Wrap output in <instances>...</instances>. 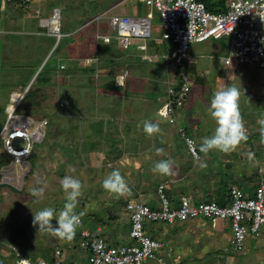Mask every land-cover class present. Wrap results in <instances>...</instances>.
Masks as SVG:
<instances>
[{"label": "rangeland", "instance_id": "rangeland-1", "mask_svg": "<svg viewBox=\"0 0 264 264\" xmlns=\"http://www.w3.org/2000/svg\"><path fill=\"white\" fill-rule=\"evenodd\" d=\"M55 8L60 9L61 12L62 33H71L68 37L63 36L59 41L55 37L49 38L39 34L47 31V28L41 27L39 16L43 19L48 18ZM36 12L39 14L34 15ZM150 12L154 15L151 20L152 36L146 42L151 49L150 53L154 57V62L146 59L143 61L139 55L127 60L128 55L137 54V45L144 40L133 41L128 50L119 46L117 42L108 45L98 42V47L91 44L97 33L116 36V31L111 26V17L115 15L147 17ZM103 14L100 20L95 21L97 16ZM93 19L94 21L90 24L89 22ZM160 25L159 14L140 0H32L28 4L16 1L6 5L5 10L0 11V131L11 104L9 98L12 91L15 89L21 92L47 56L51 57V64L61 60L58 55L67 43L74 41L82 43L80 54L84 56L86 65L90 66V56L95 51L91 49L93 46L99 49L100 56L108 55L111 61L122 58V62H116L117 66L118 64L122 66L121 73L131 66L133 77L139 79L129 80L130 86L134 87L132 90H126L118 86L116 82L114 85L111 83L109 87V79H103L102 76L91 79L87 70L79 68L83 69V76L80 74L81 77L75 78L76 84L73 79L72 85L66 90L62 91L59 84L54 91L39 94L34 99L30 97L24 100L21 112L25 115H33L36 121L47 119L49 126L45 129L46 137L43 143L36 145L37 159L33 162L32 171L25 176L23 184H17L14 181L10 184L2 183L0 174V258L7 263L16 264L18 259L12 247H17L31 261L39 259L49 261L50 251L53 252L59 245L62 252L65 251L63 247L68 248L69 245L71 250L73 249L75 238L72 241H61L48 234L38 233V226L33 227L32 224L33 213L38 210L51 207L59 212L62 209L66 201L59 181L65 175L72 174L68 172L69 165L76 168V172L72 175L80 179L83 185L76 211L85 213L81 218L83 228L89 230L96 227L99 216L105 218L109 215L110 208H113L121 218L119 225L126 222L127 212H121L119 205H115L113 201L102 202L107 201L104 192L109 194L104 188L102 189V182L107 173L112 171V167H109L110 163L119 169L121 166V170H124V178L132 180V184L139 182L141 173L139 175L132 173L138 178H131L127 172L131 169L135 170L138 161L136 156L141 154L142 150L150 152L148 147L151 144L172 150L174 153L175 158L171 160L175 161L173 170L176 174L170 177L158 176L170 184L172 180L175 181L176 189L172 193L173 196L178 195L179 190H189L190 185L196 186L191 190L193 193L200 187L218 186V181L220 190H225V186L228 187L231 184L252 190L255 184L264 178V145L260 143L258 131L260 127L258 121L264 119L262 105L264 103L262 96L264 95V69L235 63L231 67L236 72L230 75L226 73L228 66H225L223 60L230 53L232 38L229 36L219 40L194 42L190 45L188 55L190 59L198 63L197 73L201 74V80L205 85L208 83L210 87L208 86V91L204 92V88L193 81L196 76H200L192 72L190 97L185 108L178 111V117H182L181 114H183L182 122L185 120V124L190 127V122L193 123L191 120L200 116L203 121L202 126L198 127V129L201 128V133L197 134V138L212 135L215 123L209 116L210 101L223 81L225 84L241 89L240 111L248 133L247 141L237 146L235 151L229 153L211 151L206 158L207 167L201 169L197 166L195 158L191 156L179 132V120L178 123L170 124L157 113L162 106L163 97L167 94L168 86L175 85L177 81V69L173 62L168 66L170 69L165 62L164 56L169 54L170 44L162 39ZM60 41L61 44H59ZM56 42L58 43L53 53L49 54ZM64 57V62L69 64V56ZM168 70L171 73L170 76H168ZM228 75L232 77L229 79ZM108 78H110L109 75ZM216 78L219 79V84H216ZM34 82L35 79L32 85L36 87L37 83ZM123 83L125 85V81ZM137 106L139 108L134 113ZM143 120L158 123L163 135L157 134L150 137L145 134L142 127L137 128ZM94 140L97 141L99 148L105 151L113 147L112 153H115V157L110 163L104 151L96 157L88 154L90 144ZM162 140L163 143H161ZM13 143L16 147L24 145L22 139H15ZM200 143L198 140V148ZM123 148L132 150L130 155H123L125 153ZM248 153H254L251 162L248 159ZM4 155L2 140H0V163L1 160L6 159ZM120 155L126 156L122 159L126 165L125 168L120 158L116 159ZM200 156L204 158L202 153ZM151 162L153 165L154 161ZM148 163L146 160L143 161L145 166H148ZM257 170L260 172L259 178L253 175ZM245 177H250L251 180H244ZM38 178L43 179L47 184L43 198L39 199L30 195L32 187L42 186L37 184ZM179 181L183 182L178 184ZM158 182H160L158 178H154L153 185L149 188L155 200L153 207H157L159 202L156 189ZM99 186L101 189L98 188ZM205 192L201 190L199 197L194 201H204L203 199L209 197L207 195L209 192L207 194ZM131 193L130 196L117 197L114 194L112 196L119 200L131 198L140 201V198L133 197L135 192L131 191ZM52 223L56 226L55 220ZM191 223L195 222L191 221ZM182 225L184 223L158 222L154 224V233L151 234L156 239L164 240L169 246H173V255L181 257L179 264H264V233L261 239H259L260 236H251L245 251L233 254L226 250L231 237V228L227 223L220 221L213 225L208 221H198L194 224V229L186 231L189 232L187 236L181 233L182 229L179 227ZM80 230L81 228L78 227V232ZM124 230H127V227H124ZM262 232H264V226L260 234ZM201 233H204V236L200 237ZM256 239L259 240L255 241ZM120 243L135 244L136 241L130 238L128 230L123 238L121 237ZM67 253H63L64 264H80L88 255L79 246L77 250ZM170 257L165 255L159 262L149 261L144 264H175V260L171 259V261Z\"/></svg>", "mask_w": 264, "mask_h": 264}, {"label": "built area", "instance_id": "built-area-1", "mask_svg": "<svg viewBox=\"0 0 264 264\" xmlns=\"http://www.w3.org/2000/svg\"><path fill=\"white\" fill-rule=\"evenodd\" d=\"M19 1L28 4L32 0H0V11L6 5ZM151 10H155L161 19L162 39L175 45L172 51L164 56L166 61L181 69L189 60L190 45L225 36L232 38L229 55L223 60L231 66L235 63L249 64L264 69V0H227L223 9H208L203 0H140ZM115 15L110 18L116 36L96 34L97 41L104 44L117 42L124 49H130L133 41L144 40L137 45L138 50L147 51L146 42L152 36V18ZM100 15L96 20H100ZM47 33L58 41L62 38L61 12L55 8L51 16L41 20ZM231 57V62L230 58ZM152 56L144 58L152 61ZM94 59H90L91 64ZM64 69V66H61ZM191 92L190 77L182 71L175 85L167 88V98L158 110V115L170 123H177V112L187 103ZM26 96V90L14 91L10 95V106L0 131L4 152L11 157V162L0 168L2 183L14 181L23 184L25 175L30 170L29 156L36 144H41L46 137L47 119L36 121L32 116L21 112L20 107ZM182 136L192 157L200 155L196 141L184 128H180ZM15 139H22L24 145L16 147ZM193 141L190 145L188 142ZM22 173V175H21ZM158 206L129 200L125 209L129 213V236L135 244L110 243L101 228L89 230L80 224V248L88 255L80 264H144L161 261L165 255L173 259V248L165 241L154 239L147 233V224L166 222L185 223L188 221H208L215 225L220 221L230 224L231 237L226 250L230 253L244 250L251 236H258L264 226V180L253 190L232 185L226 199L221 203L216 200L195 202L183 195L179 200L172 198L165 184L157 187ZM19 259H28L17 247H12ZM13 249V251H14ZM17 255V254H16ZM63 252L56 247L51 259L31 261V264H64ZM0 264H9L0 258Z\"/></svg>", "mask_w": 264, "mask_h": 264}, {"label": "crops", "instance_id": "crops-1", "mask_svg": "<svg viewBox=\"0 0 264 264\" xmlns=\"http://www.w3.org/2000/svg\"><path fill=\"white\" fill-rule=\"evenodd\" d=\"M14 2H16V1H14ZM14 2H12V3H14ZM12 3H10V4H12ZM220 3H222V2H220V0H209V2H208V4L212 5V8H214V9L221 8L220 7V5H221ZM225 4H226V2H225ZM225 4H224V6H225ZM38 14H39V12L34 13V15H38ZM103 16H104V14H103ZM132 17H136V16H132ZM39 18H41L40 19V25H41V20L43 18L41 16H39ZM93 21H94V19L91 20L89 23L91 24ZM95 21H97V20H95ZM41 27H42V25H41ZM6 32H9V31H6ZM39 34H41V35L43 34V35H45V36H47L49 38H53L54 37V36L49 35L47 33V31L45 33H39ZM69 34H71V33L70 32H65L63 34V36L64 37L65 36L68 37ZM98 42H100V41H97L96 35H95V38H94L93 42H91V44L93 46L95 45V46L98 47ZM57 43L58 42H56V43L53 44L52 48L49 51V54L50 53L51 54L53 53V50L55 49ZM59 44H61V41H60ZM81 44L82 43L80 41L79 42L78 41H74L72 43L65 44L64 47H63V49H62V51L60 52V55H58V56L61 57L60 58L61 60H57V62H52V64L50 63L51 57L47 56L42 61V63L40 64V66L36 69V71L34 72V75L32 76L31 80L28 82V84L25 86V88H22L21 90L24 89V90L28 91L31 88L32 89H37L38 88V91H39L38 94H46L48 92H51V90L52 91L56 90L55 88H56V86L58 87L59 84H61V85H59V88L62 91L63 90H66L68 86L72 85L73 79H74V83L76 84L75 78L78 77V76H80V74H81V76H83L82 75L83 69H79V68H84L85 70H87L89 72V74H90L89 77L91 79H96L99 76H102L103 79H106V78H107V80L109 79L110 80V82L108 84L109 87H110V84L111 83H113V85H114L115 80L113 78H114L115 75H123L124 77L126 76L125 77V85L122 86V87H124V89H126V90H132V89H134V87H131L130 86L129 80L130 79L139 80V79L137 77H133V73H132L133 68H131V66L129 67V65H128L129 68L127 69V71L125 69V72L124 73H121L120 67H122V66H119V64L117 66V63L116 62H122V58H120L119 60L116 59V60L111 61L110 60V56H108V55L107 56L106 55L100 56L98 54L100 52L99 49H97V48H95V47L92 46L91 49H93V50L95 49V51L91 54L90 57H91V59H94V61L92 62V65H93V67H94L95 70L94 71H91L88 68H90L92 65L91 64H90L91 66L86 65L85 64V61L83 60V57L84 56L82 54H80V51H81V48H82L81 47ZM169 44H170V48L168 49V51L170 53L172 51V49L175 48V45L173 43H171V42H169ZM150 50L151 49H150L149 45H148V50L147 51H142V50H137L136 49L137 54L136 53H132V54L128 55L127 56V60H130L129 58H136V56L139 55L140 59L144 61V59H145L144 56L145 55L152 56V54L150 53ZM64 56H69V64L66 63V62H64V60H65V57ZM151 58H152V61L151 62H154V57L152 56ZM165 62H166L167 67L170 66L169 64H172L171 61H166L165 60ZM44 63H45V65H44ZM43 65H44V67H42ZM197 65H198V63H195V60L190 59V57H189V60L186 63V68H188V70L190 72V76L189 77H190L191 89H192V84H191L192 77H191V75H192V72H194L196 75H199L200 77L196 76L195 77V80H193V81L195 83L200 84L204 88V92H207L208 91V86L210 87V84L207 83L205 85V83L201 80V74H198L197 73ZM61 66H64V69H62ZM204 66H205V64H204ZM231 66H233V65H231ZM231 66H228V69H227V72H226L229 75L231 73L236 72V71L233 70V68ZM134 67H136V66H134ZM167 67H166V69H167ZM37 74H38V76L36 77ZM169 74L171 75L170 71L168 70V76H170ZM108 75L110 76V78H108ZM34 79H35V82L34 83L35 84L37 83V86L36 87H34V85H32L33 84L32 82H33ZM69 79H70V81H69ZM252 81H254V80H252ZM216 84H219V79L216 80ZM222 85H224V82L223 81L219 84V86L221 87ZM14 91H18V90H15L14 89L12 92H14ZM262 96L264 97V95H262ZM166 98H167L166 96L163 97V103L165 102ZM163 103H162V105H163ZM262 105L264 106V103H262ZM138 108H139V106H137L136 109H134V113H135V111L138 110ZM181 116L182 117H180V118L178 117L177 118L179 120V123L177 122L178 125H179V127H183L184 126V127L188 128V133L191 136H194L195 139H196V141L199 140L201 142L203 136H201V138L198 139L197 138V134L201 130V128L198 129V127L199 126L200 127L202 126V124H201V122L203 121L202 118L200 116H196L194 119L191 120V121H193V123L190 122V124H189L190 127H189V126H187L185 124V120H184V122H182L183 114H181ZM204 121L208 123V121H206V120H204ZM90 146H91V148H90L88 154L91 155L92 157H96L98 154H100V152L102 153L103 151L106 154V156L109 157L108 158V163H110L111 159H113V157H115V155H114L115 153H112L113 147H110V149H108L106 151L103 150V149H100L99 146L97 145V141L96 140H94L90 144ZM98 148H99V152L97 151ZM148 148L150 149V152H147L145 150H142L141 151V154H139V155L136 156L137 159H138V161L136 162V168H135V170L132 171V169H131V171H128L127 172V173L130 174V177L131 178H138L136 175H134L132 173H135V174H138V175L141 173V176L138 178V181L139 180L140 181L137 182V183L134 182L132 184V180L125 179L126 182L129 185V187L131 188V191L132 192H135V194H133V197H137L138 199L140 198L139 199L140 201H143V200L147 199L146 201H143V202L149 203L151 205H154L155 204L154 196L150 194L151 192H149L150 191L149 188L152 187V185H153L152 183L154 181V178H158V180L160 181V182L157 183L156 187H158L160 184H162L161 182H166L167 183L166 184V186H167L166 187V190H167L168 194L172 198H175V200L176 199H179L183 195H188V196H190V197H192L194 199L195 196L199 197V194L201 193V190L206 191V193L209 192L208 195L209 196H213L216 191H218L219 189H221L220 188V182L218 181V184H217L218 186H213V187L212 186L211 187L204 186V187H200L198 190H194V192L191 193V190H193L196 187L195 184H193V186L190 185L189 190L188 189L183 190V191L182 190H179L178 191L179 194L173 196L172 193L176 189L175 188L176 187L175 181L172 180L171 181L172 184H170L168 181L162 180V179H160L158 177V176H161V175H159L158 173L157 174H154L151 171V169H152V167L154 165V164L153 165L151 164V163H153V162H151L152 160L155 163V160L158 161V160L171 159V158L173 159V158H175L173 151L172 150L170 151L169 149L167 150V149H165L163 147H158L155 144H151ZM155 148H163L164 149V154L163 155H159V156L156 155ZM87 150L88 149L86 148V151ZM123 150L125 152L123 155H130V152H132V150H129V148L128 149H124L123 148ZM137 150L139 151V149H137ZM106 152H109V153H106ZM123 155L118 156L116 159L120 158L121 161L120 160L119 161L121 162L122 165H124V168H125L126 165L124 164V161L122 159L126 158V156H123ZM240 155H241V153H240ZM149 156H150V158H149ZM140 157H142V158H140ZM145 160L147 161V163L148 162L150 163V164L148 163V166H145L143 164V161H145ZM128 161H130V160H128ZM112 162H115V161H112ZM132 162H135V160H132ZM108 163L106 165H108ZM30 164H31V166H33V162L31 160V158H30ZM111 164L112 163H110V165ZM112 166L114 167L113 164H112ZM119 167H120L121 174L123 175V171L124 170H121V168H122L121 166H119ZM112 170H113V168H112ZM163 179H164V177H163ZM180 182H183V181H179L177 183L179 184ZM96 183H98V182H96ZM98 188L101 189L100 186ZM102 189H103V187H102ZM104 193H105V196H106L107 201L103 200L102 202L106 203V202L113 201L115 203V205L116 204L119 205V210H121V212L123 211V213H124L126 211L127 212V215H129L128 211L125 209V204L127 203V201L133 200V199L127 198L126 200H122V199L119 200L118 198L113 197L111 193H109V194H107L106 192H104ZM200 197H202V196H200ZM127 215H126V222H124L122 225H119V221H120L121 218H119V215H117L114 212V209L113 208H110V218H111L110 219V224L108 226L104 225L103 226L104 228L102 227V225H96L95 228H101V230L104 232L105 237L109 238V240H111L113 243H118V242L120 243L121 237L123 238L124 234L129 230V221H128V218L129 217ZM194 222L195 223L196 222L198 223V221H194ZM194 224H192L191 221H188V222H185L184 225H182V226L179 227V228L182 229L181 230V233H184L183 236H187V234L189 235V232H186V231H189L191 229H194L195 228V225ZM124 227H127V230H124ZM263 233L264 232H262L261 234L258 235V237L260 236L259 239L263 238ZM179 235H180V233L178 232V236ZM201 236H204V233H201L200 237ZM254 238H257V237H254ZM259 239H256L255 241H257ZM248 242H249V240L247 241L246 246H245L243 252L245 251V249H246V247L248 245ZM73 244H74V247H73L72 250H71L70 245L68 246V248H64L63 247V249H65V251H63V253L64 254L65 253L68 254L67 252L75 251V250H77V247L78 246L80 247V236H79L78 228L76 229V235H75V240H74V243ZM59 247H60V245H59ZM171 247L173 248V246H171ZM52 253L53 252L50 251V257L52 255ZM239 253H241V252H239ZM85 257L83 258L82 262H80V263H83L84 262ZM175 258H176V261H178L179 259H181V257H177V256Z\"/></svg>", "mask_w": 264, "mask_h": 264}, {"label": "clouds", "instance_id": "clouds-1", "mask_svg": "<svg viewBox=\"0 0 264 264\" xmlns=\"http://www.w3.org/2000/svg\"><path fill=\"white\" fill-rule=\"evenodd\" d=\"M229 58L231 62V57L229 56ZM125 77L123 75H115L113 79L115 80L118 86L122 87L124 86L123 81H125ZM231 77L232 76H229V79ZM22 91H24V89ZM27 92L28 91H26V95ZM241 94L242 93L240 88L225 83L223 86H221L220 88H218V90L214 92L210 101L209 116L215 123V129L212 135L203 137L199 148L197 147L199 154L202 153L204 158L202 159L200 155L194 154L195 161L199 168L204 169L207 167L206 158L211 151L215 150L223 153H229L235 151L237 146H239L242 142L247 141L248 133L240 111ZM243 95L245 96L244 90ZM258 123L260 125L258 129L260 143L264 145V119H260ZM141 127L143 132L150 137L157 134L163 135L162 129L160 128L159 124L153 123L151 120L141 121V123L137 125V128ZM187 134L191 136L189 133ZM192 137L195 139L194 136ZM161 143H163V140L161 141ZM188 143L192 145L194 142L189 141ZM36 145L32 153L36 150ZM155 153L158 156L163 155L164 149L155 148ZM31 155L29 156V162ZM253 158L254 153H248V159L250 162L253 160ZM174 164L175 161L171 159L159 160L154 163L151 171L154 174L158 173L163 176H173L176 174L173 170ZM109 167H112L113 170L107 173L102 182V187L104 188V190L116 195L117 197L130 196L132 194L131 188L126 182L124 176L121 174L120 169L115 168L112 165H109ZM31 170L32 166L30 164V170L25 176H27L31 172ZM68 172L74 174L76 172V168L72 165H69ZM72 174L65 175L59 181L60 188L64 193V198L66 201L62 209L59 210V212H56V210L51 207H44L41 210H38L37 212L33 213L32 224L33 227L38 226V233L48 234L51 237L61 241H72L75 238L76 229L80 226L81 218L85 215V213L83 211L79 213L76 211L78 205V198L82 194L83 185L81 180L76 178L75 175ZM262 180H264V178H261L260 181ZM37 184L42 186L32 187L30 190V195L38 199L43 198L47 184L43 179L40 178L37 179ZM257 184H255V186ZM53 220L56 221V226L53 225ZM227 225L230 227V224ZM14 251L16 252L15 249ZM16 254L18 256L17 252ZM18 264H31V261L29 259H19Z\"/></svg>", "mask_w": 264, "mask_h": 264}, {"label": "trees", "instance_id": "trees-1", "mask_svg": "<svg viewBox=\"0 0 264 264\" xmlns=\"http://www.w3.org/2000/svg\"><path fill=\"white\" fill-rule=\"evenodd\" d=\"M206 4H207V7H208V9L209 10H211V11H216L217 9H214V8H212V5H210V4H208V2H209V0H203ZM220 2H222V3H220L221 5H220V7H221V9H223L225 6H224V4H225V0H220ZM91 66V65H90ZM91 68V69H90ZM90 68H88L89 70H91V71H94L95 69H94V67L93 66H91ZM177 69V71H176V73H177V81L179 80V78H180V74H181V72L182 71H184V72H186L189 76H190V72H189V70H188V68H186V65L185 66H183L181 69H178V68H176ZM38 88L37 89H29L28 90V92H27V95L25 96V100H26V98H32L33 97V99L34 98H36L39 94H38ZM165 96H167V94L165 95ZM185 106V105H184ZM184 107H182V108H180L179 110H182ZM20 110H21V107H20ZM178 110V111H179ZM32 114V113H31ZM168 123H170V122H168ZM170 124H174V123H170ZM49 126V125H48ZM184 127V126H183ZM180 128H182V127H179V132H180V134H181V136H182V133H181V131H180ZM184 129H185V131L188 133V128H186V127H184ZM183 137V136H182ZM183 139H184V137H183ZM4 156H5V160H1V163H0V168L3 166V165H6V164H8V163H10L11 162V157L9 156V155H7L5 152H4ZM36 152L34 151L33 153H32V155H31V160H32V162H34L36 159H37V157H36ZM254 177H256V178H259L260 176V172L257 170V171H255L254 172ZM255 178V179H256ZM244 180H251L250 179V177H245L244 178ZM239 184H241L242 182H238ZM234 185V184H233ZM237 185V184H236ZM231 186H232V184H231ZM230 185L228 186V187H226L225 186V190L223 189V190H218V191H216L215 193H214V195L213 196H209L206 192V194L209 196V197H206L205 199H203L204 201L206 200V201H211V200H216V201H218V202H223L225 199H226V197L228 196V194H229V190H230V187H231ZM237 186H239V185H237ZM240 187V186H239ZM241 188V187H240ZM185 196H187V197H189V198H191V199H193L192 197H190V196H188V195H185ZM198 197L197 196H195L194 197V199H197ZM193 199V200H194ZM201 200H202V197H201ZM200 202V201H199ZM96 217V216H95ZM98 217V216H97ZM110 213H109V215L107 216V217H105V218H103V216L100 218V216L98 217V219L96 220V225H102V226H104V225H106V226H108L109 224H110ZM128 221H129V218H128ZM196 221H201V220H196ZM153 226H154V224H147L146 225V230H147V233L149 234V235H151V234H153L154 233V228H153ZM129 228H130V222H129ZM152 237L154 238V239H156L153 235H152ZM107 238V237H106ZM107 240L108 241H110V243H113L111 240H109V238H107ZM164 241V240H163ZM85 251V250H84ZM176 256L174 255V257H173V261L174 262H176L175 264H179V263H181V259H179L178 261H176V259H174Z\"/></svg>", "mask_w": 264, "mask_h": 264}, {"label": "bare ground", "instance_id": "bare-ground-1", "mask_svg": "<svg viewBox=\"0 0 264 264\" xmlns=\"http://www.w3.org/2000/svg\"><path fill=\"white\" fill-rule=\"evenodd\" d=\"M22 91V90H21ZM206 201V200H205ZM156 238V237H155ZM172 256H174V255H172ZM170 260H171V258H169ZM172 261V260H171Z\"/></svg>", "mask_w": 264, "mask_h": 264}]
</instances>
